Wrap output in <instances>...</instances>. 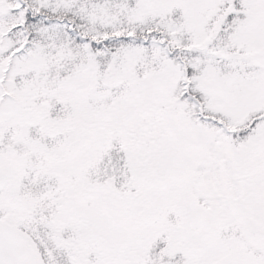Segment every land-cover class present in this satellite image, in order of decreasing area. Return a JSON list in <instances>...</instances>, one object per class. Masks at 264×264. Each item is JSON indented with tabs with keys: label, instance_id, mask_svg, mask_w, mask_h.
<instances>
[{
	"label": "snow or ice",
	"instance_id": "6c2138e0",
	"mask_svg": "<svg viewBox=\"0 0 264 264\" xmlns=\"http://www.w3.org/2000/svg\"><path fill=\"white\" fill-rule=\"evenodd\" d=\"M0 264H264V0H0Z\"/></svg>",
	"mask_w": 264,
	"mask_h": 264
}]
</instances>
